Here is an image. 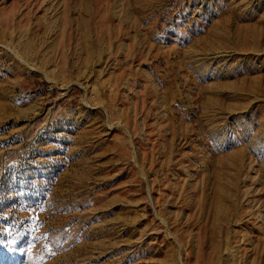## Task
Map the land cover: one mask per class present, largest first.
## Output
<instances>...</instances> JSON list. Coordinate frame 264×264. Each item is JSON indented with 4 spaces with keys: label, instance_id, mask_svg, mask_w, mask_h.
<instances>
[{
    "label": "rangeland",
    "instance_id": "1",
    "mask_svg": "<svg viewBox=\"0 0 264 264\" xmlns=\"http://www.w3.org/2000/svg\"><path fill=\"white\" fill-rule=\"evenodd\" d=\"M0 264H264V0H0Z\"/></svg>",
    "mask_w": 264,
    "mask_h": 264
}]
</instances>
